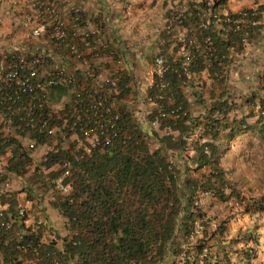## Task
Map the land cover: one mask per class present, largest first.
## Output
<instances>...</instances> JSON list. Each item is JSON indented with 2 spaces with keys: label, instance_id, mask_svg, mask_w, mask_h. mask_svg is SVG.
Instances as JSON below:
<instances>
[{
  "label": "trees",
  "instance_id": "trees-1",
  "mask_svg": "<svg viewBox=\"0 0 264 264\" xmlns=\"http://www.w3.org/2000/svg\"><path fill=\"white\" fill-rule=\"evenodd\" d=\"M251 29H245L239 35L208 32L215 47L214 54L201 53L190 67L191 73L207 70L214 79V72H224L229 65V52L243 44L247 30ZM250 37L252 35H248ZM168 60L170 71L163 80L169 84L164 93L170 97L159 101V105L164 110L176 106L187 111L188 116L179 121L162 120L158 129H154L150 126L156 113L153 111L143 122L139 121L136 112L123 104L130 89L126 78L121 76L118 78L119 92L114 97L120 105L118 128L121 137L109 148L77 153L74 145L67 143L69 139L58 141L57 151L49 154L47 161H41L29 175L27 169L34 162L25 141L35 139L42 144L46 142L45 137L38 134L19 136V133L14 137L8 135L10 131L0 132V155L10 148L0 184L8 176L24 181L19 192L1 197L7 205L5 215L12 219V225L8 230L0 227V264H25L24 261L31 264H230L224 247L226 243L222 241L226 239L225 223L211 229L207 215L199 207V200L200 195L206 193L227 200L225 189L230 190L229 196L234 195V189L228 187L224 173L217 167V146L207 141L202 145L207 147L204 152L201 145L194 144L193 154L189 157L185 153L186 139L200 125L208 129L210 139H214L231 124L242 125V122L225 121L223 114L229 108L225 101L213 106L202 120L191 118L187 99L182 93L184 77L180 62ZM186 86L190 87V83ZM48 90L52 104L55 99L59 101L65 87L56 85ZM157 93L158 81L154 79L147 95L154 97ZM260 105L257 126L262 131L264 100ZM215 112L219 117L213 116ZM164 126L177 132L175 138L160 133ZM232 134L231 131L228 139ZM125 137L126 141L122 143ZM59 145L63 146L58 148ZM64 161L70 164L69 176L61 180L63 185H69L67 194H62L56 185ZM55 166L58 169H54ZM204 168L209 169L208 174L202 172L198 178L190 175ZM51 188L50 205L64 220L65 235H55L57 241L43 243L40 230L32 231L16 218L15 196L25 193L26 199L33 200L34 194L41 193L43 198ZM197 229L200 236L193 240ZM245 235H237L226 242L239 243L250 237ZM214 248L215 255L201 257L204 250ZM219 249L225 251L221 256L217 253ZM33 250L37 251V257ZM242 252L243 260L248 264L254 258L253 251Z\"/></svg>",
  "mask_w": 264,
  "mask_h": 264
},
{
  "label": "built area",
  "instance_id": "built-area-1",
  "mask_svg": "<svg viewBox=\"0 0 264 264\" xmlns=\"http://www.w3.org/2000/svg\"><path fill=\"white\" fill-rule=\"evenodd\" d=\"M6 2L8 9L14 10V16L24 20L22 23L28 28L30 42L12 44L7 50H0V132L10 131L8 135L14 137L18 133L19 136L38 134L45 137L46 142L42 144L35 139L25 141V147L30 152L38 147L44 149L42 162L57 151L56 143L59 140L69 139L77 153L113 146L121 137L118 128L120 113L114 101L119 92V79L112 77L102 83H90L96 79L93 76L98 72L96 63L115 59L114 53L103 42L97 26L83 19L80 8L76 6L69 8L70 18L65 19L54 1ZM201 4L200 7L186 6L172 11L167 20L169 25L165 28L166 35L173 39V50L183 70L184 80L178 76V79L183 80L182 88H186V83L192 80L193 73L189 69L197 57L201 53L208 56L214 54L215 47L208 32L214 30L223 35L229 32L239 35L245 29L259 26L264 18V8L223 15L217 12L214 2L207 0ZM1 15L0 10V19ZM169 71L170 62L165 55L159 54L152 60L151 84L147 89L157 79L158 93L154 97L146 95L143 101L155 108L156 113L150 122L154 129H158L162 120L179 121L188 116V112L181 107L173 106L164 110L159 105V101L170 97L164 93L169 84L163 80ZM223 76V71L213 73L215 80ZM56 85H64V94L69 100L61 102L60 107L54 109L48 88ZM161 132L173 138L177 135L169 126H164ZM209 133L202 125L197 127L186 139L185 153L192 154L194 144L205 145L206 139L210 140ZM202 149L207 152V147L202 146ZM60 168L63 172L56 181L57 189L67 194L69 185H63L61 180L70 174L69 161L62 162ZM227 191L225 189L224 194ZM1 197L0 193V227L8 230L12 219L5 215L7 205L1 201ZM28 204L26 200H17L16 218L32 231L40 230L42 235L46 234L47 242L55 241V233L46 220L32 215ZM229 205L234 210L242 208V203L237 201H230ZM33 254L38 256L36 250H33Z\"/></svg>",
  "mask_w": 264,
  "mask_h": 264
},
{
  "label": "crops",
  "instance_id": "crops-1",
  "mask_svg": "<svg viewBox=\"0 0 264 264\" xmlns=\"http://www.w3.org/2000/svg\"><path fill=\"white\" fill-rule=\"evenodd\" d=\"M1 1V13L18 22L20 17L14 16V10H8L6 0ZM48 1L56 3L60 15L65 19L70 18L69 8L76 6L80 8L83 19L94 22L103 42L114 53L115 59L108 60L107 63H96L98 72L93 74L96 79L90 83H102L106 78L123 76L128 81L130 89L123 103L127 107L131 106L129 108L133 110L138 105L137 112L146 117L155 111L154 106L143 101V97L147 95V87L151 84L152 60L159 54L165 55L167 59L177 60L173 50V39L165 32L171 12L186 6L194 8L207 0ZM209 1L216 3L217 12L223 15L240 10L264 8V0ZM20 21L24 22L22 18ZM248 35L252 37L248 38ZM228 59L229 65L224 70L222 79H212L207 70H204L192 75L190 87L183 88L182 93L187 99L191 118L202 120L213 106L225 101L229 107L223 114L225 121L242 122V125L231 124L228 130L220 131L217 138L206 141L217 146L219 153L217 167L224 173L228 187L234 189L236 196H229L231 192L228 189L225 193V196H228L227 200L231 198L242 200L246 208L245 212L224 211V207L219 205V198L211 193L207 195L212 197L200 195L199 207L207 216H212L218 224L225 223L227 239L233 236L236 238L237 235L240 237L249 235L247 240L239 241L240 247L243 250L252 249L253 264H264V213H255L251 210V206H257V201L264 196V187L259 182L261 171H264V130L260 131L257 126L261 113L260 101L264 100V18L261 19L259 26L247 30L243 44L235 50L231 49ZM115 105L119 109V103L115 101ZM213 116L219 117L217 112L213 113ZM231 131L233 134L229 140L228 135ZM160 133L164 135L161 131ZM192 154L188 156L191 157ZM9 156L10 148L0 157V176L4 172ZM202 172L208 174L209 169L204 168L190 175L198 178ZM20 181L21 178L8 176L6 181L0 184V193L4 195L19 192L22 188ZM263 181L264 178L261 179V182ZM41 195L36 193L33 195V200H28L25 193H18L15 198L28 201L30 213L43 217L55 235L63 236L64 220L50 205V199L42 198ZM208 201L209 203L206 204ZM41 239L45 243L48 237L45 234ZM57 247L61 248L59 241ZM24 263L32 262L24 261Z\"/></svg>",
  "mask_w": 264,
  "mask_h": 264
},
{
  "label": "rangeland",
  "instance_id": "rangeland-1",
  "mask_svg": "<svg viewBox=\"0 0 264 264\" xmlns=\"http://www.w3.org/2000/svg\"><path fill=\"white\" fill-rule=\"evenodd\" d=\"M8 10L10 11L11 9H8ZM15 24H17V26H15ZM28 39H29V35H28L27 26L22 24V21H20V20H18V22L14 21L12 17H8V16H6V14L2 13L1 19H0V50L3 51L6 46H12V44L19 45V44L29 43L30 40H28ZM4 44H6V46ZM58 100L59 101H56V99H55V101L52 102V105H53L54 109H57L58 106L60 107V105L62 104L61 102H67L69 99H68V96L63 93ZM123 104H125V103H123ZM129 107H131V106H129ZM137 107H138V105H136L134 107V110H135V112L137 114V117H138L137 119L139 121H141V120L145 119V116L144 115L141 116V113L139 114V111L137 112ZM141 117L143 119H141ZM59 141L61 143L62 140H59ZM67 143H72V142L68 141ZM60 145L58 146V148L63 146V145L62 146H60ZM43 153H44V149H42L41 147H38L34 152L31 153V157H32V161L34 162V165H31L29 167V169H27V173L29 175L32 174V170L34 169V167H37L40 164V162L42 161ZM54 169H58V167L55 166ZM262 178H264V171L263 172L261 171V176L259 177V182H260L261 186L263 185L262 187H264V181L261 182ZM28 181H29V179H28ZM20 182L23 183L24 181H20ZM232 185H234L233 182H232ZM15 186H17V185L15 184ZM52 192H53V188L48 189V191L45 194H43L44 198L48 199V200L51 199ZM46 194H47V196H46ZM207 194L208 193L205 194L206 197H212V195H207ZM219 200H220L219 201L220 202L219 205L224 207V211L233 210L235 212V211H242L243 210V212H245V208L246 207H244V205H246V204L243 205V201L242 200L235 199V198H231V199L226 200V201L222 200V199H219ZM230 201H232V202L233 201H237V202L242 203V208L234 210V208H232L229 205ZM257 202H258L257 206L252 205L251 206L252 207L251 210L253 212H255V213L263 214L264 213V196H262V199L258 200ZM207 203H209V201L206 202V204ZM207 218L209 219L211 229H214L215 225L218 224V222H215V220L213 219L212 216H207ZM219 223H223V222H219ZM63 234L64 233H62V235ZM195 234L196 235L193 238V240L196 237L200 236V230L197 229ZM63 236H61V237H63ZM232 238L234 239V236ZM222 241H224L226 243L224 245V247L226 248V252H228V255H229L228 257H229V263L230 264H246L245 260H243L244 256H243V252L242 251H244V250L242 249V247H240L239 243H232V244L231 243H227L226 241H229V238L228 239L227 238L223 239ZM215 252H216L215 248L211 249V250H204L203 253L201 254V257H204V255H208V256L212 255L213 256V255H215ZM224 252L225 251H221V249H219L217 253L219 254V256H221V255H223ZM235 256H236V258H234ZM253 260L254 259H252L248 264H253L254 263Z\"/></svg>",
  "mask_w": 264,
  "mask_h": 264
},
{
  "label": "clouds",
  "instance_id": "clouds-1",
  "mask_svg": "<svg viewBox=\"0 0 264 264\" xmlns=\"http://www.w3.org/2000/svg\"><path fill=\"white\" fill-rule=\"evenodd\" d=\"M9 47V46H8ZM8 48H5L4 50H7Z\"/></svg>",
  "mask_w": 264,
  "mask_h": 264
}]
</instances>
